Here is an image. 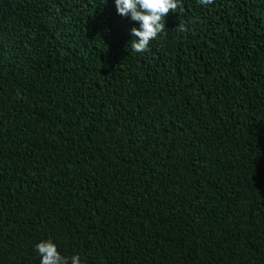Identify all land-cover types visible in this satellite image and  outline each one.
Wrapping results in <instances>:
<instances>
[{"label": "trees", "instance_id": "trees-1", "mask_svg": "<svg viewBox=\"0 0 264 264\" xmlns=\"http://www.w3.org/2000/svg\"><path fill=\"white\" fill-rule=\"evenodd\" d=\"M164 24L0 0V264H264V0Z\"/></svg>", "mask_w": 264, "mask_h": 264}, {"label": "clouds", "instance_id": "clouds-1", "mask_svg": "<svg viewBox=\"0 0 264 264\" xmlns=\"http://www.w3.org/2000/svg\"><path fill=\"white\" fill-rule=\"evenodd\" d=\"M118 14L128 16L138 22L139 27L130 29L131 50L136 53L148 50L150 42L165 30L164 20L169 12H176L179 0H114ZM200 4H209L212 0H198ZM185 31L183 25L177 26ZM35 251L40 257V264H81L78 254L70 258L61 255L55 243L51 240H41L35 245Z\"/></svg>", "mask_w": 264, "mask_h": 264}]
</instances>
